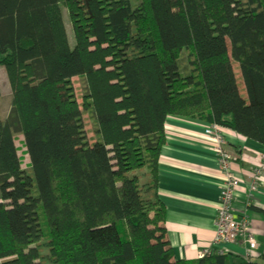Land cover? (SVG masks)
Segmentation results:
<instances>
[{"label":"trees","instance_id":"trees-1","mask_svg":"<svg viewBox=\"0 0 264 264\" xmlns=\"http://www.w3.org/2000/svg\"><path fill=\"white\" fill-rule=\"evenodd\" d=\"M0 65V264H264L174 259L157 181L169 116L264 147V0H0Z\"/></svg>","mask_w":264,"mask_h":264},{"label":"crops","instance_id":"crops-1","mask_svg":"<svg viewBox=\"0 0 264 264\" xmlns=\"http://www.w3.org/2000/svg\"><path fill=\"white\" fill-rule=\"evenodd\" d=\"M208 124L182 117L169 116L164 125L165 143L158 160V196L166 209L163 223L166 241L174 259L196 260L204 249L212 248L220 187V173L214 143L204 134ZM223 151L232 156L231 168L244 183L264 156V147L220 128ZM264 183V175L263 182ZM247 203L249 204L247 206ZM264 189L250 195L246 185L235 189L233 212L245 213L257 248L252 261L264 255ZM226 244L225 253L240 259L248 251L246 245Z\"/></svg>","mask_w":264,"mask_h":264},{"label":"rangeland","instance_id":"rangeland-1","mask_svg":"<svg viewBox=\"0 0 264 264\" xmlns=\"http://www.w3.org/2000/svg\"><path fill=\"white\" fill-rule=\"evenodd\" d=\"M62 17H63V22H64V25H65V28H66V31H67L68 40L70 42V45L72 46L74 44V39H73V34H72V28H71V24L69 22V18H68L67 11H66V9H63V8H62ZM72 85H73V88L75 90L74 93H75V95H76V97L78 99V103L81 104L82 103V99H81L80 83L77 82L76 79H73ZM10 95H11V92H10L9 84H8V81H7V78H6L5 68L2 65H0V114H1V116H5L7 114V112H8L9 104H10V99H11L10 98ZM83 120H84L83 130L86 133V137L88 139L93 140L92 122L90 121L89 115L84 114ZM216 131H217L216 133L218 135L214 137L216 139V141L214 142V154L217 157V161H218V164H219L220 173H221V175H223V178H224L223 179V183H222V185L220 187V192H221V189H222L223 184L225 183L226 180H228L227 179L228 176L225 175V172L227 171V168H224L223 169V163L220 160L221 159V156L218 153V148L219 147L222 148L223 145H224L223 134H222L221 131H218V130H216ZM21 139H22L21 135L17 136V138H16V146L18 148V154L24 153V154H22V166L23 167H26V164H28L29 161H28L27 155L24 152L23 144H21ZM224 153H226V152H224ZM226 154L229 156V159H230L229 160V170L233 174V177H234L235 174H234V172H233V170L231 168V162H230L231 160H233L232 159V156L229 155L228 153H226ZM263 175H264V156L262 157V160L257 163V166L251 172V174H250V176L248 178L249 179L248 181H246L244 183L241 179L237 178L240 181V184H238V186L234 187V189H233L234 192H235V189H237L239 186L246 185L247 188H248V192H249L250 195L256 194L257 192H259V190H260L261 187L264 189V183H262L263 182ZM255 186H256L257 189L256 190H253V188ZM219 195H220V193H219ZM248 205L249 204L247 203V206ZM219 207H220V205H219V200H218V208ZM218 208H217V211H218ZM231 212L233 213V216L235 217V219L237 221H240L241 223L242 222L244 223V220H246V222H247V228L250 231L249 221H248L247 215L245 213H243L240 216H237L233 212V204L231 205ZM217 215H218V212L216 214V219H217ZM214 228H215V223H214ZM214 228L212 230L213 233H214ZM252 235L254 237V234L253 233H252ZM211 237L213 238V235ZM254 239H255V237H254ZM221 243H223L221 246H225L226 244H236V245L242 244V242H241V240L239 238H237L234 242H227V241L224 242L223 241ZM255 243H256V248H257L256 239H255ZM211 245H212V247H214L212 249L218 250L220 252L225 253L224 247L221 248V246L219 247L217 245H213V244H211ZM41 247H42V250H43L42 252H43V255H44L43 258H42V264H50L49 261H48V259H47V257L45 256L44 246L42 245ZM240 247H244V245L242 244ZM204 250L210 251L211 249L209 250V248H208V249H204ZM204 250H202L201 252H203ZM227 255H229L231 259L233 258L229 254V252L227 253ZM251 255H252V253H251ZM203 257H200V258H197V259H201ZM234 260H236V259H234ZM241 260H244V257L243 256L241 257ZM244 261H246V260H244ZM250 261H252V259Z\"/></svg>","mask_w":264,"mask_h":264},{"label":"built area","instance_id":"built-area-1","mask_svg":"<svg viewBox=\"0 0 264 264\" xmlns=\"http://www.w3.org/2000/svg\"><path fill=\"white\" fill-rule=\"evenodd\" d=\"M220 131V127L208 125L204 131V134L209 137L213 143L216 141L214 138L218 134L217 131ZM221 147L218 148V153L221 156V161L223 163V169L227 168L225 175L228 176V180L222 186L220 195H219V205L218 215L215 221V228L213 233V245L221 246V242H234L239 238L242 244L248 249L247 252L243 255L244 260L250 261L252 259V251L256 249L255 239L252 233L247 228V222L244 220V223L237 221L231 212V205L233 204V194L234 187L240 184V181L230 172L229 170V156L223 152ZM230 173V174H229ZM232 175V176H231ZM256 186L253 190H256ZM243 224V225H242ZM210 250V249H209ZM211 251L204 250L199 253L198 258L208 255ZM217 253L222 254L223 252L217 251Z\"/></svg>","mask_w":264,"mask_h":264}]
</instances>
